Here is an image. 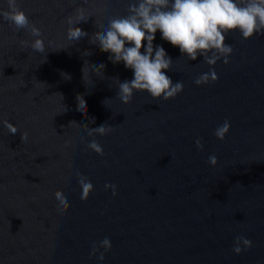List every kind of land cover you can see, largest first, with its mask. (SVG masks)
Segmentation results:
<instances>
[{"label":"water","instance_id":"water-1","mask_svg":"<svg viewBox=\"0 0 264 264\" xmlns=\"http://www.w3.org/2000/svg\"><path fill=\"white\" fill-rule=\"evenodd\" d=\"M130 2L16 0L43 51L0 16V264H264V30L227 32L232 51L212 66L157 32L181 90L122 102L131 71L91 41ZM81 18L88 41L70 47ZM210 67L215 79L195 84Z\"/></svg>","mask_w":264,"mask_h":264},{"label":"clouds","instance_id":"clouds-1","mask_svg":"<svg viewBox=\"0 0 264 264\" xmlns=\"http://www.w3.org/2000/svg\"><path fill=\"white\" fill-rule=\"evenodd\" d=\"M6 4L7 7L0 11V16L15 29L28 30L33 37L31 43L20 41L21 47L43 51L44 43L40 39L39 29L30 24L27 16L18 8L16 0H6ZM86 24L87 21L81 18L80 26L76 27L69 20L66 38L70 47L88 41V37L79 30ZM262 30L264 0H131L127 14L109 18L103 31L94 35L91 46L101 53H107V59L111 63H122L126 70L131 71L130 80H117L116 94L122 102H128L134 91L143 92L153 99H168L181 90L182 84L179 80L173 82L166 75L172 60L160 44L153 46L157 32L161 40L177 48L180 55L189 61H194L199 56L204 63L212 66L220 59L227 62L228 54L232 51L231 45L224 42L227 32L236 31L247 39L254 32L259 34ZM86 57L92 58L90 55L84 58ZM97 68L103 70L104 64H97L91 69L95 71ZM209 79H215L211 67L208 72L201 73L194 83L199 85ZM77 107L78 115L82 112L84 116L87 105L83 99L77 101ZM226 129L227 122L217 128L215 135L222 137ZM104 131L105 124L102 123L89 129L88 135ZM88 147L97 153L101 151L95 140L90 141ZM209 159L214 161V157ZM90 187L89 183H84V192ZM235 239L246 246L251 244L247 238ZM101 243L107 250L108 238L105 237ZM240 251L237 244L233 252ZM98 259H103L102 253Z\"/></svg>","mask_w":264,"mask_h":264}]
</instances>
